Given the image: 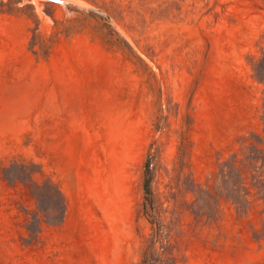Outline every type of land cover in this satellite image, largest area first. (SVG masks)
<instances>
[{
	"label": "rangeland",
	"instance_id": "1",
	"mask_svg": "<svg viewBox=\"0 0 264 264\" xmlns=\"http://www.w3.org/2000/svg\"><path fill=\"white\" fill-rule=\"evenodd\" d=\"M64 1L0 0V264H142L149 156L147 264H264V0Z\"/></svg>",
	"mask_w": 264,
	"mask_h": 264
},
{
	"label": "trees",
	"instance_id": "2",
	"mask_svg": "<svg viewBox=\"0 0 264 264\" xmlns=\"http://www.w3.org/2000/svg\"><path fill=\"white\" fill-rule=\"evenodd\" d=\"M256 79L260 82H264L263 78H260L257 74L255 75ZM263 125H264V114L262 117ZM264 133V129H263ZM236 161L231 163V167L234 168V164ZM152 164V157H148L147 161L144 163L143 170V191H144V203L143 208L145 214L150 218V224L152 226V233L150 238L147 241V245L144 249L142 264L148 263V255L155 250L161 249L164 253L166 247V237L163 234V224L159 221L158 212H156V208L154 206V196L152 191V183L154 178V170L150 168ZM261 168H264V163L261 164ZM235 174V178L233 179V185L231 186V191L233 195L231 196L232 203L234 204L237 211H239L243 204H249V201L245 199L244 190L246 187L244 186V170H232ZM4 178L6 180H16L15 176H12L9 170H2ZM264 175V170H261V174L255 173L252 174L251 177V186L252 188L258 189V192L261 194V198L264 200V178L261 176ZM230 177H227L223 180V183L226 185ZM38 188L39 185L35 184ZM192 193L196 196L195 202H200L202 207H206L207 209L212 208V200L214 199V194L212 193V189L210 186H206L205 188L198 187L193 190ZM61 220L55 222L59 224Z\"/></svg>",
	"mask_w": 264,
	"mask_h": 264
},
{
	"label": "water",
	"instance_id": "3",
	"mask_svg": "<svg viewBox=\"0 0 264 264\" xmlns=\"http://www.w3.org/2000/svg\"><path fill=\"white\" fill-rule=\"evenodd\" d=\"M48 1H52V2H55V3H61V4H65V3H67V2L64 1V0H48Z\"/></svg>",
	"mask_w": 264,
	"mask_h": 264
}]
</instances>
